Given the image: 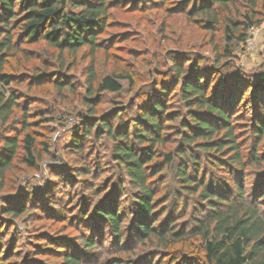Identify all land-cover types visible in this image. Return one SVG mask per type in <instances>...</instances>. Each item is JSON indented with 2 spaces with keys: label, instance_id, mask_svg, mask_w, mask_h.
Listing matches in <instances>:
<instances>
[{
  "label": "trees",
  "instance_id": "trees-1",
  "mask_svg": "<svg viewBox=\"0 0 264 264\" xmlns=\"http://www.w3.org/2000/svg\"><path fill=\"white\" fill-rule=\"evenodd\" d=\"M137 2L202 22L209 31L220 27L225 42L221 47L212 38L213 55L196 63L169 53L167 72L151 73L148 87L135 93L129 69L99 77L96 68L118 8L112 0H0V191L19 149L30 168L42 157L27 113L15 116L20 98L12 86L50 81L59 92L72 87L61 77L48 79L46 61L28 77L7 71L9 58H26L25 44L43 43L58 53V73L63 55L74 64L85 50L82 84L90 101L83 104L92 122L76 125L63 148L83 154V139L96 128L114 168L102 177L104 165L84 155L82 165L52 173L39 193L26 188L1 196L0 264L7 252L6 259L23 255L20 264H264V71L254 77L229 71L231 43H244L248 30L264 21L255 13L259 0ZM164 77L170 90L157 89ZM122 81L135 94L128 103L119 97ZM103 94L111 104L104 114L98 109ZM40 143L47 151V142ZM61 179L66 201L59 197ZM33 218L62 222V230L38 234L21 253L11 243L18 237L8 235L19 234L17 220Z\"/></svg>",
  "mask_w": 264,
  "mask_h": 264
},
{
  "label": "rangeland",
  "instance_id": "rangeland-1",
  "mask_svg": "<svg viewBox=\"0 0 264 264\" xmlns=\"http://www.w3.org/2000/svg\"><path fill=\"white\" fill-rule=\"evenodd\" d=\"M112 1L113 4H117L118 8L111 14L107 31L102 36L105 38L102 41L104 49L99 50L96 56L97 72L98 76L101 77L112 71L129 69L136 79L133 90L135 93H140L142 89L148 87L147 81L151 73L155 75L158 71L160 73L167 72L169 64L166 57L169 53L186 54L190 57L189 61L196 63L201 55H213L211 53L212 38L221 47L225 42L222 37L223 29L220 27L209 31L202 22L194 24V22L188 21L181 15L169 17L165 14L164 9L160 7H151L150 10H144L141 8L142 3H138L137 0ZM235 9L243 11L244 6L241 3H236ZM255 10L256 16L264 19V0H259ZM235 12L236 10L233 9V13ZM247 34L248 38L244 43L235 41L231 43L233 59L229 61V71H239L240 69L244 71L245 77H254L261 70L264 71V21L251 27ZM22 48L26 49L28 57L25 58L23 56L25 54L18 53L13 58H9L7 71L28 77L31 70L40 67L41 63L46 61L47 69L45 70L49 73L48 79L58 76L61 77L60 79L68 80L72 87L59 92L50 81L39 84L35 82L29 84L28 81H24L12 86L20 98V106L15 116L19 118L20 113H27L28 132L37 139V147L42 157L41 159H38V156L35 157L37 158L36 166L30 168L21 157L24 149H19L18 157L15 158L11 169L6 174L0 197L16 193L17 189L24 190L26 188L39 193L44 184L50 183L52 173H58L59 169L82 165L84 155L89 161H97V164L104 165L102 177H105L106 172H113L114 168L109 160L106 143L96 136L94 133L96 128L92 129L90 136L83 139L85 142L83 154L73 152V148H63L64 144L71 140V137H74L71 131L76 125L83 124V121H86V123L92 122V118L85 116L87 114L83 104L88 99L82 84L84 69L87 64V59L84 56L85 50L81 49L78 52L74 64L72 62L74 61L73 58L63 55L64 67L62 73H58L60 61L57 60L58 53L50 54L53 49L43 43L25 44ZM208 69L207 67L204 68L206 75L209 72ZM208 75L212 76L209 73ZM213 80H216V78ZM241 83L245 84V82ZM121 85L122 91L119 97H123L124 101L128 103L134 99L135 94L132 90H129L126 81H122ZM163 87L169 90L172 88V83L166 77L159 79L157 89ZM216 87H219V84ZM98 97L101 100L98 105L99 112L104 114L110 110L111 104L108 102L110 96L103 94L98 95ZM138 101L136 102L138 103ZM245 105L247 106L246 102H244L243 108L246 107ZM76 119H81L82 123L79 124ZM12 133L8 132V134ZM78 135V139L82 140L81 135ZM41 141H45L49 145L47 151L42 150ZM261 149L264 151V145ZM63 181L64 179L58 181V187L61 189L59 197L64 198L66 201L67 196L62 191L67 193L69 190L63 187ZM73 207L75 208V206ZM17 221L20 235L14 229L10 231L8 236L10 238L18 237V242L12 240L11 243L21 253H24L32 245V238L38 234L55 235L62 230V222L54 223L51 220L42 218H33L29 222ZM4 251L5 249L1 253ZM8 253L2 255V264H20L23 255L20 256V254V257L12 256L10 259H6ZM49 260L55 262L54 257Z\"/></svg>",
  "mask_w": 264,
  "mask_h": 264
}]
</instances>
